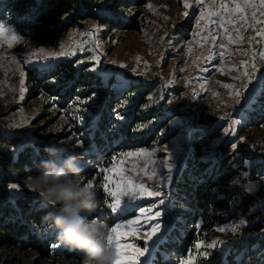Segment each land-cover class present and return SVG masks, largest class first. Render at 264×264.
Returning a JSON list of instances; mask_svg holds the SVG:
<instances>
[{"label":"trees","instance_id":"obj_1","mask_svg":"<svg viewBox=\"0 0 264 264\" xmlns=\"http://www.w3.org/2000/svg\"><path fill=\"white\" fill-rule=\"evenodd\" d=\"M147 3L109 0L110 13H96L87 2L72 15L76 0H0V21L28 36L32 44L57 47L76 21L85 19L98 22L104 39L120 31L140 32ZM192 26L193 19L183 21L175 30L177 37L188 38ZM55 64L51 72L34 66L24 68V105L33 101L41 104V115L33 122L31 133L21 136L0 129V264H24L25 260L30 264H82V253L62 244L52 220L45 219L55 209L26 183L28 175L43 171L40 162L50 158L46 147L56 146L61 157L77 155L82 185L102 184V176L107 173H99V169H111L113 156L164 145L179 132L178 126L170 125L177 112L162 111L150 98L153 85L130 74L121 77L109 70L105 74L93 71L92 64H78L76 58ZM118 79L124 87L116 86ZM85 100L87 103L80 104ZM54 107L56 115L62 116L63 111L66 116L56 136L48 132ZM74 116L82 117V122ZM234 118L240 133L263 128L264 91L258 90L253 101L237 110ZM190 134L186 154L166 190L167 204L162 208L169 226L156 248L153 264H175L177 257L192 251L198 241L212 240L223 234L217 228L242 217L247 220L246 226L233 233L223 248L217 246L197 264H264V187L251 193L243 187L249 181L264 185V156L254 155L244 143L229 155L228 142L213 153L208 139L214 132L197 129ZM245 160L248 167L243 164ZM230 161L238 166H231ZM246 171L249 177H241V185H233V179ZM12 183L18 184L21 193H12ZM97 192L96 211L85 213L89 219H101L98 212L110 213L102 204L108 197L102 188L97 187ZM113 215L104 222L111 226ZM54 244L59 247L53 248Z\"/></svg>","mask_w":264,"mask_h":264},{"label":"rangeland","instance_id":"obj_2","mask_svg":"<svg viewBox=\"0 0 264 264\" xmlns=\"http://www.w3.org/2000/svg\"><path fill=\"white\" fill-rule=\"evenodd\" d=\"M147 1V6L142 11V27L140 32L125 33L120 31L115 32L113 35H109L107 39H104L102 36L103 28L98 22L92 19L86 21L83 20L82 23H84V27H86L85 31L91 30L93 25H97L101 29L95 39L96 44H99V48L95 47V56L99 57V64H96V62L89 57H77L78 64H92V69L95 68L93 71L100 72V70H102L101 72L104 74L107 72L101 69V59L103 58H108L109 61H119L121 64L126 65V67H123L121 70H109L108 72L119 74L121 77L123 74H130L144 84L153 85L154 90L150 95L153 103L162 111L167 112L175 110L178 114L177 117L170 122V125L173 127H176V121L183 120V115L181 114L183 110L179 105L180 92L188 88H197L200 93V98L197 101V112L200 115L201 125L206 126L210 123V120L216 113V99H214V93H216L218 88L223 85L230 84V81H233L234 77L243 76L246 59L250 56L251 51L249 52L247 49H243L240 42L243 35L246 33L248 26L264 17V15H261V13L264 12V6H261L260 0H250L248 5L245 4V0H237V3L244 9V16L241 17L238 13L232 11V9L222 10L219 3L221 2L220 0H204L203 5L197 4L196 0H189L191 7L188 8L184 6V0ZM108 2L109 0H105V3ZM89 3H92V6H89V9L93 8L94 12L106 13V11H101L104 7L101 0H90ZM149 5H151V8ZM253 5H255V7H253ZM201 11L205 13L215 12L218 16L210 18L206 16L205 19H200ZM253 12H255V15H253ZM133 14L134 12L129 15L132 16ZM189 19H193L192 30L188 38L179 39L175 30L183 21ZM209 20L213 22L210 23ZM5 25L16 30L17 34L22 38L13 42L11 48H9L6 43L0 44V129L23 136L31 133L35 128L33 122L41 115V104L39 101H33L28 106L24 105L26 97V87L24 85L25 73L23 77V85H21L20 72H24V68L26 67L34 66L33 63H25V60L32 53H38V49L41 47H44L46 52H59L61 51V45L64 46V49H67L65 45L66 39L57 47L32 44L28 36L22 34L11 25ZM76 26L83 27L78 24ZM81 33L83 32L78 31L75 27L68 32L66 38L72 37L73 34L77 35ZM214 37L215 39H213ZM229 38H231V40ZM251 41L252 52L255 51L260 55L263 51L262 45H260L258 39L254 38V36L251 37ZM209 45H212L217 52L225 50L229 46L235 47L237 49L235 54L237 64L232 72L218 69L217 64L222 60L220 53H218L213 60V64L215 65L212 68L211 74L203 77L200 84L194 87L193 85H190L193 71L188 66L189 61L196 60L197 56ZM220 45H223L224 47L222 48ZM189 49H191V52H189ZM137 57L144 62L142 66H139V60L136 59ZM262 58L261 63L258 65L259 67L264 68V56ZM33 59H43V56L38 53L37 57H34ZM64 59L65 57H59L54 60V63L63 61ZM20 63H23V66H20ZM133 69H135V71H133ZM181 69H183V71H181ZM240 78L244 80L246 79L244 76ZM169 81H171V83H169ZM21 87L25 89L23 99H20ZM179 89H181V91H178ZM235 89L237 88L230 89V92L233 94L231 96L229 95V103L230 101H233L232 99L235 96ZM161 94L163 95L162 99L160 98ZM231 106L232 102L229 104L230 108ZM18 109L22 110V114L17 112ZM56 112V107L50 110L53 123L48 132L53 136H56L60 132L66 121V116L63 111L62 116L56 115ZM25 121H27V123H25ZM13 124L20 126L12 127L11 125ZM42 124L43 122H40L39 126ZM235 133V135H226L231 137V141L228 143L230 146V150H228L229 155L233 152V143H236V145L244 143L250 146L254 155L264 156V127L246 133H240L236 126ZM180 135L181 131L179 128V132L175 137L166 144L147 148V150L156 151L157 155L155 159L158 164L164 160L168 153H174L170 160L173 164L171 181L178 172L191 137V134L189 133L183 134L184 140L179 145V151H176L174 145L176 144L177 137ZM222 137L223 136L217 135L209 137V145L210 148L213 149V153L214 150L223 143ZM240 137H243L244 139L240 140ZM213 142L216 143L213 144ZM165 149H167V151H165ZM134 163H136V161H128L125 167H130ZM229 163L231 166L233 165L232 161ZM116 167H120L118 161ZM161 170L166 177L167 171L158 168V171ZM107 174L111 175L110 172ZM126 174L131 175L134 179L144 180L149 184L153 183L152 181H147V178L142 174L139 177H137L135 172H128ZM171 181L168 182L167 180H163V184L160 186V190L164 193L163 196L145 197L136 202L140 207L146 209L153 205H158V207L153 208V211H159L161 213L160 217L157 218L161 224V231L158 235L161 236L164 235L169 226L168 217L162 206L167 204L165 195ZM11 191L12 193H21L19 187L17 189H11ZM161 199L164 200L163 204H159ZM151 214L152 213H148V215ZM139 215V209H137L134 213L129 212L127 216L123 217L121 220H117L116 223H123L128 219H135L136 216ZM157 220H153L152 223H156ZM144 221L145 218L142 217L141 225H143L144 228H147V224ZM232 234L233 233L231 232L223 233L213 239L224 240L227 242ZM128 242H135L143 247V240H137L134 236L129 237ZM192 252L193 255H195L196 249L193 248ZM198 262L199 260L196 264ZM24 264H30V261L25 260Z\"/></svg>","mask_w":264,"mask_h":264},{"label":"snow or ice","instance_id":"obj_3","mask_svg":"<svg viewBox=\"0 0 264 264\" xmlns=\"http://www.w3.org/2000/svg\"><path fill=\"white\" fill-rule=\"evenodd\" d=\"M235 3V0H233ZM101 3L104 4V7L101 11H107V3L105 0H101ZM196 3L199 5L204 4V0H196ZM250 0H245V4L248 5ZM261 6H264V0H260ZM184 6L186 8L191 7L189 0H184ZM151 8V5H149ZM255 7V5H253ZM221 9L226 10L227 5L221 4ZM232 11L238 13L241 17L244 16V9L240 6V4H236L235 8ZM255 15V12H253ZM264 15V12L261 13ZM214 17L218 16L215 12L205 13L201 11L200 19H205V17ZM209 22H213L209 20ZM259 23V21H257ZM199 24V21H198ZM101 29L97 25H93L92 29L89 31H85L81 33L82 36L87 39H96L97 35ZM22 37L17 34V31L7 27L4 22L0 21V44L6 43L9 48L12 47L13 42L20 40ZM215 39V37L213 38ZM231 40V38H229ZM84 42H87L86 40ZM96 48H99V44L97 43ZM220 47H224L220 45ZM83 51V43L77 42L74 48L64 49V46L61 45V51L59 52H46L44 47L38 49V53L42 54L43 59H33L37 57L38 53H32L29 57L26 58L25 63H33L34 67L38 68L40 71L51 72L56 68V64L54 60L59 57L71 56L75 55L76 51ZM95 51V49H93ZM191 52V49H189ZM224 53L221 52L220 56L223 57ZM264 56V53L260 54ZM99 64V57L93 56L91 58ZM137 60L140 58L137 57ZM112 63H116L113 61ZM121 67H126V65L121 64ZM251 71L248 70V67H245V71L243 76L246 78L247 82L243 85L245 92H248V95L245 96L244 92L239 89L234 90V95L237 98V103L240 102L241 99L244 100L245 104H250L253 101V98L258 90L264 91V72H261L253 62L251 64ZM95 70V68L91 69ZM135 71V69H133ZM183 71V69H181ZM260 73L257 76V73ZM21 76V85H23V77L24 72H20ZM234 79L239 80L240 77H235ZM253 80H257L258 83L254 84L251 91H249V85L253 84ZM171 83V81H169ZM118 87H124L125 83L118 79L117 85ZM227 89H234V86L231 84L223 85ZM25 89L23 87L20 88V99H23ZM233 93H229L231 96ZM214 95H218V93H214ZM160 98H163L161 94ZM87 103V101H81L80 104ZM79 110V105L77 106L76 111ZM74 119H79L82 122V117L74 116ZM224 119V117H221ZM27 123V121H25ZM12 127H19L20 125L13 124ZM175 126H178L181 131V135L177 137L176 144L174 148L176 151H179V145L184 140V135L186 131H189L190 128L184 127V121L178 120L175 122ZM237 126L236 120H231L229 125L224 128L225 135H235V129ZM243 137H240V140H243ZM82 143V142H81ZM216 142H213L215 144ZM237 147L236 143L232 144L233 150ZM167 151V149H165ZM174 153H168V155L161 161L159 164L155 159L157 153L155 150H147V149H137L130 150L122 153H118L112 158L113 166L111 169L108 168H100L99 173H111L104 174L102 176L103 183L97 184V182L88 183L87 186L98 195L97 187L102 188L103 192L106 194L108 198L103 199L102 204L106 206L107 209L110 210V213L98 212L97 214L101 217V219L96 220L97 223H102L104 225V232L107 235V245L114 256L113 264H153V256L156 252V248L159 244L163 242L164 237L158 235L161 231V224L157 220L160 217L161 213L159 211H153V208L158 207V205H153L150 208L140 207L136 202L145 198V197H159L163 196V192L160 190V181L167 180L171 181L173 164L170 162ZM117 161L119 162L120 167H116ZM128 161H136V163L132 164L130 167H125ZM245 167L249 166V161H243ZM233 167H237L238 164H233ZM158 168L165 169L167 171V176L165 177L164 172L158 171ZM135 172L137 177L141 174L147 178V181H154L149 184L144 180L134 179L131 175L126 173ZM159 177V181L155 180V178ZM241 177L247 179L249 177V172L240 173L238 177L233 179V185H241ZM11 189H17L18 184L12 183L9 185ZM243 187L249 193L256 191L257 189L264 187L259 182H251L244 184ZM164 200L161 199L159 204H163ZM139 209V216H136L135 219H128L123 223H116L117 220H121L123 217L127 216L129 212H135ZM148 213H152L148 215ZM115 214L112 216V225L105 223V219L108 215ZM145 218V223L147 224V228H144L141 225V218ZM153 220H157L156 223H152ZM247 220L243 217L238 222H233L224 227H219L216 231L221 233H235L239 231L243 226H246ZM199 227V225H197ZM142 233V235H141ZM134 236L137 240H143V247H141L138 243L128 242V238ZM124 241V242H122ZM227 242L224 240L212 239L210 241L206 240L204 242H197L195 244L196 254L193 255V252L189 250L186 255L177 257L175 264H196V262L200 259H207L211 255V250H215L217 246L223 248V246ZM53 248L59 247V245H53ZM143 258V259H141Z\"/></svg>","mask_w":264,"mask_h":264},{"label":"clouds","instance_id":"obj_4","mask_svg":"<svg viewBox=\"0 0 264 264\" xmlns=\"http://www.w3.org/2000/svg\"><path fill=\"white\" fill-rule=\"evenodd\" d=\"M49 159L40 162L38 171L27 176V186L55 210L51 219L60 242L79 250L82 264H113L114 256L107 245L104 225L89 215L98 201L87 185H82V168L75 153L61 157L56 146L46 147Z\"/></svg>","mask_w":264,"mask_h":264},{"label":"built area","instance_id":"obj_5","mask_svg":"<svg viewBox=\"0 0 264 264\" xmlns=\"http://www.w3.org/2000/svg\"><path fill=\"white\" fill-rule=\"evenodd\" d=\"M90 0H76L75 8L73 10V14H75L78 10L83 9L85 6V3L89 2ZM220 5L226 4L227 9H233L236 6L237 0H235V3L233 0H220ZM106 13H110V9L107 8ZM67 15L66 17H68ZM89 20V19H85ZM83 21V20H82ZM82 21H76V24L73 28H77L78 31L84 32L86 30V27H84V23ZM80 25L83 27H79L76 25ZM79 27V28H78ZM72 29V28H71ZM70 29V30H71ZM69 30V31H70ZM254 36V38H257L260 45L263 47L262 53H264V17H262L259 20V23L257 21L253 22L248 26V29L246 33L243 35L241 39V47L243 49H247V51H251L250 56L248 59H246L245 67H248V70L251 71V64L254 62L256 67L260 69L261 72L264 71L263 67H259L258 64L261 63L262 57L261 55L257 54L255 51L252 52V41L251 37ZM65 45L67 49L74 48L77 44V42L83 43V51L77 50L75 55L71 56H65L64 60L74 59L77 57H89L92 58L95 56V49L96 46V40L95 39H87L86 37L82 36L81 34H73L72 37L64 38ZM63 40L60 42L62 44ZM87 42H84V41ZM48 46V45H47ZM236 48L233 46L227 47L225 50H222L220 52H217L215 48L212 45H209L201 54H199L196 58V60H190L189 61V67L193 71V76L191 78L190 85L198 86L202 80L203 77H206L210 74L212 71V68L215 64H213V60L215 56L218 53L223 52L224 55L222 57V60L220 63L217 64L218 69H224L227 70V72H232L234 67L237 64V59L235 58L236 54ZM261 54V53H260ZM113 61H109L108 58L101 59V69L103 70H121L123 67H121V62L117 61L116 63H112ZM139 66H142L144 63L143 61H138ZM20 66H23V63H20ZM259 72L257 73V76H259ZM235 78V77H234ZM247 82L245 79H233V81H230V84L234 86V88L242 89L241 91L244 92L245 96L248 95V92H245L243 85ZM254 84V80H253ZM253 84L249 85V91H251ZM218 95L214 96V99H216V113L210 120V123H208L206 126L201 125L200 115L197 112V101L200 98L199 90L196 88H188L184 89L180 92V99H179V105L180 108L183 110V121H184V127L190 128L189 131H186L183 134L191 133L193 130L197 129H207L215 133L217 136H223V142H230L231 137H228L224 135V128L229 125L231 120H235L234 114L237 110L244 107L245 102L243 99L240 100L239 103H237V98L234 96L232 102L231 108L229 107V93L230 89L225 88L224 86L218 88L217 92ZM17 112L19 114H22V110L18 109ZM221 117H224V119H221ZM155 180L159 181V177L155 178ZM154 182V181H152ZM163 184V181H160V186Z\"/></svg>","mask_w":264,"mask_h":264},{"label":"crops","instance_id":"obj_6","mask_svg":"<svg viewBox=\"0 0 264 264\" xmlns=\"http://www.w3.org/2000/svg\"><path fill=\"white\" fill-rule=\"evenodd\" d=\"M238 68V67H237ZM243 68V67H242ZM245 69V68H244ZM237 77V76H236ZM238 77H243V76H238ZM237 89H239V88H237ZM240 91L242 90V89H239Z\"/></svg>","mask_w":264,"mask_h":264}]
</instances>
